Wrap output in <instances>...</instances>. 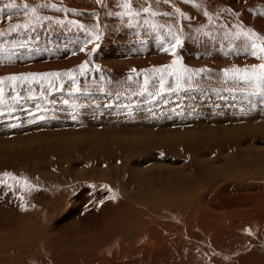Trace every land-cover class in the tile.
Here are the masks:
<instances>
[{
    "label": "rangeland",
    "instance_id": "374dc122",
    "mask_svg": "<svg viewBox=\"0 0 264 264\" xmlns=\"http://www.w3.org/2000/svg\"><path fill=\"white\" fill-rule=\"evenodd\" d=\"M123 3L0 0V264H264V0Z\"/></svg>",
    "mask_w": 264,
    "mask_h": 264
},
{
    "label": "snow or ice",
    "instance_id": "6c2138e0",
    "mask_svg": "<svg viewBox=\"0 0 264 264\" xmlns=\"http://www.w3.org/2000/svg\"><path fill=\"white\" fill-rule=\"evenodd\" d=\"M102 0H97V3H101ZM159 2V0H157ZM165 3H169V0H164ZM184 2H190V0H184ZM194 7L199 8L198 4H194ZM27 5H25V8L27 9ZM124 9L127 11L124 13H117V15H140L141 12L150 14L152 16L156 15H162V16H170L172 15L171 13L164 12V13H158L155 11L151 10L150 6L143 7L141 10L138 11H133L132 9V0H124V3L122 5ZM31 11L33 13L36 12L35 8H32ZM175 13L178 14L179 17H183L184 19H191V17H187L184 15L183 12L180 11L179 8H175ZM231 11V9H229ZM111 14V13H110ZM204 15L206 17H209L208 12H204ZM235 15L238 17L240 14L235 13ZM261 15H264V13H261ZM209 22H211V17H209ZM15 27H19V25H16ZM238 27L240 31H237L234 33L235 37L239 40L241 37L244 39L245 47L250 49V54L251 56L255 57L257 60L261 61V63L257 65H252V66H246L244 68L240 67H232L230 69H224L223 73L226 78H231L235 83L239 84H252L256 88H261L264 87V35L258 34L253 28L248 27L245 29V26L243 24L234 26ZM98 38V37H97ZM181 41L178 36L174 38V43L170 45V48H165L164 51L170 52L171 55L175 56L176 53L174 51L175 47L180 45ZM87 47V44H85L84 47L80 49V51H84L85 48ZM172 49V51H170ZM95 51V49H93ZM180 63L179 59H173L172 63L169 65H164L160 68H153L150 70H145V71H151L154 73H161L160 77V88L163 89L164 87V79H163V74L167 72L168 75H173L176 71L175 66ZM80 69L83 70L85 68L84 64H81ZM133 71H136L133 69ZM184 72H190V69L184 68ZM197 72H202L205 71L204 69H199L196 70ZM64 75H71V71L67 73H63ZM61 73H44V74H28V75H12V76H7L2 78L0 80V83H3L4 81H12V82H17V81H28V80H39V79H44L48 77H54V76H59ZM131 79V77H129ZM178 79V77H177ZM147 84V78L145 79V85ZM177 86H179L177 84ZM3 89L0 88V95H2ZM256 94L258 95H264V92H257ZM4 175L8 176L10 175L9 173H5Z\"/></svg>",
    "mask_w": 264,
    "mask_h": 264
},
{
    "label": "bare ground",
    "instance_id": "6f19581e",
    "mask_svg": "<svg viewBox=\"0 0 264 264\" xmlns=\"http://www.w3.org/2000/svg\"><path fill=\"white\" fill-rule=\"evenodd\" d=\"M174 201V200H173ZM136 219V218H135ZM141 230V229H140ZM151 232H154V237L153 238H158L157 239V241H154L153 243V245L155 246V247H157V245L158 244H160V246H161V248H162V244H163V241H161V238H159V237H161V236H158L157 235V233L155 232V231H151ZM169 239V238H168ZM170 241H171V239H169ZM172 242V241H171ZM164 243H166V242H164ZM186 243V242H185ZM187 244V243H186ZM190 244V243H189ZM188 245V244H187ZM159 247V246H158ZM163 247H164V244H163ZM160 249V248H159ZM3 251V250H2ZM185 264V263H184Z\"/></svg>",
    "mask_w": 264,
    "mask_h": 264
}]
</instances>
